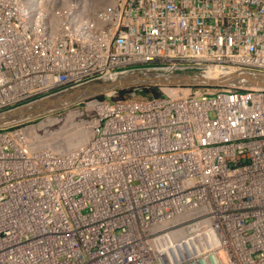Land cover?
I'll use <instances>...</instances> for the list:
<instances>
[{"label": "built area", "instance_id": "1", "mask_svg": "<svg viewBox=\"0 0 264 264\" xmlns=\"http://www.w3.org/2000/svg\"><path fill=\"white\" fill-rule=\"evenodd\" d=\"M138 70L264 78V0H0V114ZM158 89L0 129V264H264V88Z\"/></svg>", "mask_w": 264, "mask_h": 264}, {"label": "water", "instance_id": "2", "mask_svg": "<svg viewBox=\"0 0 264 264\" xmlns=\"http://www.w3.org/2000/svg\"><path fill=\"white\" fill-rule=\"evenodd\" d=\"M254 86L264 88V78L241 72L186 71L182 73L138 70L85 88L63 93L22 108L0 114V129L38 119L88 99L132 90H154L167 86Z\"/></svg>", "mask_w": 264, "mask_h": 264}, {"label": "bare ground", "instance_id": "3", "mask_svg": "<svg viewBox=\"0 0 264 264\" xmlns=\"http://www.w3.org/2000/svg\"><path fill=\"white\" fill-rule=\"evenodd\" d=\"M212 71H216V72H224V71H220V70H212ZM257 87H258V86H257ZM188 91H191V90H183V91H181L180 93H177V92H169V93H170L171 96L175 97V96L181 95V93L183 94V92H184V93L187 92V93L189 94Z\"/></svg>", "mask_w": 264, "mask_h": 264}, {"label": "trees", "instance_id": "4", "mask_svg": "<svg viewBox=\"0 0 264 264\" xmlns=\"http://www.w3.org/2000/svg\"><path fill=\"white\" fill-rule=\"evenodd\" d=\"M158 92H159V89H154V90H150V91H142L141 94H144V95H146V94L157 95Z\"/></svg>", "mask_w": 264, "mask_h": 264}, {"label": "rangeland", "instance_id": "5", "mask_svg": "<svg viewBox=\"0 0 264 264\" xmlns=\"http://www.w3.org/2000/svg\"><path fill=\"white\" fill-rule=\"evenodd\" d=\"M158 94H159V92H158ZM183 94H188V93L187 92L186 93L183 92Z\"/></svg>", "mask_w": 264, "mask_h": 264}]
</instances>
